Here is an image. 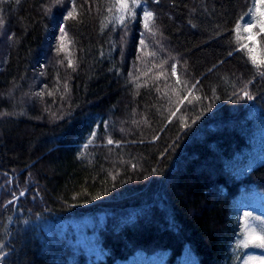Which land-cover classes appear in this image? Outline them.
Returning <instances> with one entry per match:
<instances>
[{"label":"trees","instance_id":"obj_1","mask_svg":"<svg viewBox=\"0 0 264 264\" xmlns=\"http://www.w3.org/2000/svg\"><path fill=\"white\" fill-rule=\"evenodd\" d=\"M112 2L75 0L57 52L72 0H0V264L264 255L237 247L264 219V77L230 43L253 0H141L156 35Z\"/></svg>","mask_w":264,"mask_h":264},{"label":"snow or ice","instance_id":"obj_2","mask_svg":"<svg viewBox=\"0 0 264 264\" xmlns=\"http://www.w3.org/2000/svg\"><path fill=\"white\" fill-rule=\"evenodd\" d=\"M19 3V0H16ZM57 4L62 3V0H55ZM156 3H159L160 0H155ZM146 3V0H145ZM142 8L143 16V27L146 31L156 35V32L153 30L155 27V16L152 11L147 10L143 4H141V0H113L111 5L109 6V11L115 9L119 15L117 17V21L119 24L124 25V21L126 17H130L132 20L136 18V9ZM79 15L77 11V7L75 4V0H72V8L71 11H68L67 14L63 17L60 25L58 26V32L60 33L58 39L60 41L57 52H60L64 48V41L68 36V32L65 30L63 21L64 20H75ZM3 24L2 18H0V25ZM126 27V25H124ZM258 29V31L253 32V29ZM232 37L230 39V43L235 44V51L244 53L247 56L248 62H250L256 69L258 75L264 77V48L260 49L261 58L257 57V48L256 45L253 44L252 47H249L246 41H254L257 36L264 35V0H253L251 7L245 12L236 22H234V26L231 29ZM248 33L246 37L242 36L241 33ZM243 41V42H242ZM140 44L144 45V40L141 39ZM232 51H229L228 55H232ZM69 66H72V59L68 58ZM63 62V61H61ZM176 69L172 68V73L175 75ZM177 83H180L179 78L177 79ZM192 88H195V85H192ZM242 95L247 100H253L255 97L248 91L247 85L243 89H241ZM189 95L191 94V89L189 90ZM37 95H42V93H38ZM51 95V93H49ZM186 98V97H185ZM180 103H183L181 100ZM174 115V113H173ZM93 139L95 138V133H92ZM114 143L110 138L108 139V144ZM23 195V193H21ZM13 201H9L12 203ZM256 221V225L251 224L249 221ZM243 237L242 240L239 241L237 247L243 246L244 248L252 247L255 249H264V219L260 217H253L251 213L245 214V225L244 231L241 233ZM3 247V245H0ZM3 257L0 256V260ZM248 261L254 262V264H264V255L261 256H249ZM246 261V264H248Z\"/></svg>","mask_w":264,"mask_h":264}]
</instances>
